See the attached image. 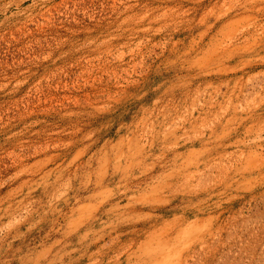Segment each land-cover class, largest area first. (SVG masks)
Instances as JSON below:
<instances>
[{"label":"rangeland","instance_id":"obj_1","mask_svg":"<svg viewBox=\"0 0 264 264\" xmlns=\"http://www.w3.org/2000/svg\"><path fill=\"white\" fill-rule=\"evenodd\" d=\"M0 264H264V0H0Z\"/></svg>","mask_w":264,"mask_h":264}]
</instances>
